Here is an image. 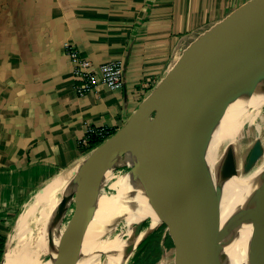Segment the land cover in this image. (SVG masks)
<instances>
[{
    "label": "crops",
    "instance_id": "1",
    "mask_svg": "<svg viewBox=\"0 0 264 264\" xmlns=\"http://www.w3.org/2000/svg\"><path fill=\"white\" fill-rule=\"evenodd\" d=\"M251 1L0 0V264L40 192L90 160L87 127L120 129L202 36ZM65 42L94 64L123 61L124 86L78 95ZM78 210L73 196L62 223Z\"/></svg>",
    "mask_w": 264,
    "mask_h": 264
},
{
    "label": "water",
    "instance_id": "2",
    "mask_svg": "<svg viewBox=\"0 0 264 264\" xmlns=\"http://www.w3.org/2000/svg\"><path fill=\"white\" fill-rule=\"evenodd\" d=\"M262 83L264 0H253L202 36L131 118L90 151L88 155H93L108 145L91 160L81 192L72 194L79 210L70 219L79 215L84 219L78 232L68 236L71 248L65 264H86L95 244L108 235L105 219L93 222L95 196L102 188L94 184V177L129 153H143L147 134L141 123L153 124L148 138L157 149L175 204L161 223L180 226L183 241L188 240L187 256H179L183 264H264L254 227L262 186L248 190L242 185L236 147L226 135L232 102L248 98ZM128 136L133 145L123 146ZM262 156L264 143L257 140L243 174Z\"/></svg>",
    "mask_w": 264,
    "mask_h": 264
},
{
    "label": "bare ground",
    "instance_id": "3",
    "mask_svg": "<svg viewBox=\"0 0 264 264\" xmlns=\"http://www.w3.org/2000/svg\"><path fill=\"white\" fill-rule=\"evenodd\" d=\"M264 83L251 91L248 98H239L230 107V122L227 134L232 141L247 127L258 130L259 122L264 120ZM147 138L143 145V153L123 163V159L134 157L127 154L121 160V165L129 168L117 175L110 183L112 192L100 191L95 197L94 224L100 219L109 223L108 235L99 240L91 258L86 264H125L126 256L131 253L156 226L163 221L175 208L174 201L168 191L161 169L157 149L152 146L148 135L153 124L141 123ZM132 146L128 136L122 143ZM107 144L99 147L89 161H81L67 170L59 179L52 181L29 207L27 214L17 222L15 233L21 229L24 222L34 219V230L37 233L20 243H15V233L5 253L4 264H65L70 244L69 234L77 233L84 216L79 215L67 223H62L65 207L75 192H81L85 172L95 155L107 148ZM239 158V154L237 153ZM239 161V159H238ZM113 163L95 174L94 184L103 186L112 175ZM242 185L251 190L254 186H264V156H262L247 174L240 171ZM140 184V185H139ZM264 192L260 198L258 210L254 216V227L258 247L264 250ZM150 218L146 230L139 232V226ZM122 222V227L119 228ZM70 223V225L68 224ZM88 230L86 231V233ZM49 233L51 235L49 236ZM25 245L22 251L20 248ZM60 244L62 246H60ZM52 255L43 261L45 255ZM104 257V258H103ZM101 260V263L99 261ZM181 260V258H180ZM178 264V263H177ZM188 264V261L185 262Z\"/></svg>",
    "mask_w": 264,
    "mask_h": 264
},
{
    "label": "rangeland",
    "instance_id": "4",
    "mask_svg": "<svg viewBox=\"0 0 264 264\" xmlns=\"http://www.w3.org/2000/svg\"><path fill=\"white\" fill-rule=\"evenodd\" d=\"M263 115H264V112H263ZM257 140L264 141V120L259 122L258 130L255 129L254 127L250 126V127L244 128L240 132V135L235 137L234 144L236 147V154L237 153L239 154L238 159H239L242 174H243L244 164H246L248 161V156H249L250 150H251L253 144ZM128 145H129V143L125 144V146H128ZM134 158L138 159L135 155L134 157H131L128 159H123L124 160L123 163L130 164L131 163L130 160H132ZM128 168H129L128 166L121 165L119 162L116 163L112 169L111 177L102 186L101 190L103 192H112L113 190L109 186L110 183L113 182V180L117 177V175L126 171ZM261 189H262V192H264V186H262ZM99 193L96 196H98ZM74 197L76 198V194L74 195ZM37 213L38 212H36L34 218L31 219L30 222H24L23 223V225H22L21 229L18 231V233L13 232L16 235L15 239H14L16 244L20 243V239L22 242V240H25V238L27 239L28 237H32V236H34L40 232V231L36 232L34 230V228H35L34 219H35ZM173 215L176 216V211L173 212ZM71 216H72V213L69 212V214L64 218V223H67L68 220L71 218ZM150 221H151L150 218H147L144 222L143 227H142L143 223L139 226V232L146 230ZM68 224L70 225V223H68ZM160 224H161V222L158 225H160ZM121 225H122V222L120 223L119 228L122 227ZM165 232L166 233H164L163 230L159 229L155 233V235L152 237L149 246H147V251L145 252L146 254H148L147 255L148 260L150 261L151 264L154 261H155L154 262L155 264H177V263L183 264L184 261L182 259H181L182 260L181 261L179 256H180V254L184 253V257H186L187 252H188L185 250L188 248V240L183 241V239H182V237H184V234L182 233L183 230H181L180 226L176 225L173 227L168 226V228L166 229ZM13 233H12V235H13ZM167 235H168V237H167ZM162 236H164V237L162 238ZM66 240H68V239L66 238ZM163 242L165 243V245L163 246L164 249L161 248V250H160V248H158V245H160V247H161V245H163ZM60 246H62V245L60 244ZM20 248L23 251L25 249V245L23 244ZM137 252H138V250L134 251V253L125 262V264H132L133 259L137 260V258L140 255V252H139V254ZM136 254H138V255H136ZM51 256H52L51 254L45 255L44 259H42V260L43 261L48 260L51 258ZM144 257H146V255H144ZM151 261H153V262H151ZM262 261H264V250H263V254H262ZM141 262H144V261H141ZM99 263H101V260L99 261Z\"/></svg>",
    "mask_w": 264,
    "mask_h": 264
},
{
    "label": "built area",
    "instance_id": "5",
    "mask_svg": "<svg viewBox=\"0 0 264 264\" xmlns=\"http://www.w3.org/2000/svg\"><path fill=\"white\" fill-rule=\"evenodd\" d=\"M64 49L73 63V77L77 81L75 88L80 96H85L96 89L100 84L110 89H121L124 86V63L123 61H108L94 64L90 59L84 58L79 51L69 42L64 43ZM113 134L106 127L88 126L83 139L84 145H94V137L101 140L107 139Z\"/></svg>",
    "mask_w": 264,
    "mask_h": 264
},
{
    "label": "trees",
    "instance_id": "6",
    "mask_svg": "<svg viewBox=\"0 0 264 264\" xmlns=\"http://www.w3.org/2000/svg\"><path fill=\"white\" fill-rule=\"evenodd\" d=\"M102 142V140L100 139V138H97V137H94L93 139H92V143L94 144V146L95 145H98V144H100ZM161 225H159L158 227H157V229L153 232V233H151L145 240H143L140 244H139V246L137 247V250H138V254H139V252H140V255H139V257L137 258V260H134L133 259V261H132V264H151L150 263V261L148 260V254H146L145 252L147 251V246H149V244H150V241H151V239H152V237L155 235V233L161 228L160 227ZM162 238H163V236H162ZM164 241V240H163ZM4 242V241H3ZM3 242H2V244L0 245V258H1V254H2V251H3ZM166 242V241H165ZM165 245V243L163 242V245H161V247H160V245H158V248H160V250H161V248H162V246H164ZM138 254H136V255H138ZM144 255H146V257H144ZM141 261H144V262H141ZM148 262V263H147ZM151 262H153V261H151ZM155 262V261H154ZM152 263V264H155V263Z\"/></svg>",
    "mask_w": 264,
    "mask_h": 264
}]
</instances>
